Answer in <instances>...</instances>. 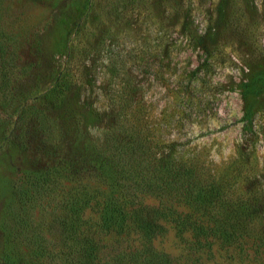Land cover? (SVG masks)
Returning <instances> with one entry per match:
<instances>
[{
    "label": "rangeland",
    "instance_id": "obj_1",
    "mask_svg": "<svg viewBox=\"0 0 264 264\" xmlns=\"http://www.w3.org/2000/svg\"><path fill=\"white\" fill-rule=\"evenodd\" d=\"M263 62L264 0H0V264H59L57 245L26 239H59L65 216L32 185L53 166L75 185L103 168L110 140L176 143L264 202V97L243 120L242 95ZM56 80L64 98L48 94ZM155 244L184 264H251L172 229Z\"/></svg>",
    "mask_w": 264,
    "mask_h": 264
},
{
    "label": "trees",
    "instance_id": "obj_2",
    "mask_svg": "<svg viewBox=\"0 0 264 264\" xmlns=\"http://www.w3.org/2000/svg\"><path fill=\"white\" fill-rule=\"evenodd\" d=\"M250 71L242 86L243 120L253 119L264 97V62ZM66 84L56 80L49 96L64 98ZM147 144V138L135 144L108 141L106 157L95 159L103 168L75 185L71 173L56 166L37 174L32 186L55 202L52 208L45 201L46 212L62 210L65 216L57 220L59 239L47 235L40 244L42 235H25L29 243L46 252L57 245L59 264H184L155 244L172 229L197 251L211 253L217 244L251 264H264L262 196L227 187L199 160L177 151L176 143L164 152ZM88 209L98 214L96 220L86 217Z\"/></svg>",
    "mask_w": 264,
    "mask_h": 264
}]
</instances>
